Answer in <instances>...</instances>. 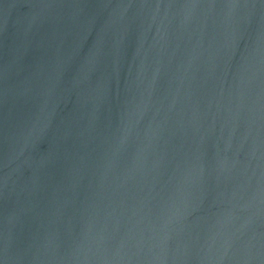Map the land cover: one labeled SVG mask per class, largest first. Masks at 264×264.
I'll return each mask as SVG.
<instances>
[{"label": "water", "instance_id": "1", "mask_svg": "<svg viewBox=\"0 0 264 264\" xmlns=\"http://www.w3.org/2000/svg\"><path fill=\"white\" fill-rule=\"evenodd\" d=\"M0 264H264V0H0Z\"/></svg>", "mask_w": 264, "mask_h": 264}]
</instances>
